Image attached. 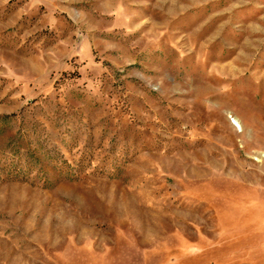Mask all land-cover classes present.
<instances>
[{
    "label": "rangeland",
    "instance_id": "obj_1",
    "mask_svg": "<svg viewBox=\"0 0 264 264\" xmlns=\"http://www.w3.org/2000/svg\"><path fill=\"white\" fill-rule=\"evenodd\" d=\"M0 264H264V0H0Z\"/></svg>",
    "mask_w": 264,
    "mask_h": 264
}]
</instances>
